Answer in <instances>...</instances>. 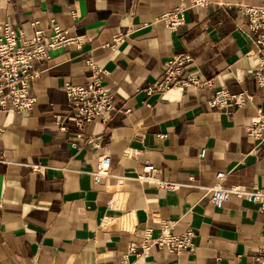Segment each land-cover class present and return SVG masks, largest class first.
I'll return each mask as SVG.
<instances>
[{
    "label": "crops",
    "instance_id": "1",
    "mask_svg": "<svg viewBox=\"0 0 264 264\" xmlns=\"http://www.w3.org/2000/svg\"><path fill=\"white\" fill-rule=\"evenodd\" d=\"M214 2L185 10L171 30L157 20L190 0H0V27L30 36L37 22L48 34L53 21L83 37L79 50L36 64L30 113L0 111V264H253L264 250V211L234 196L217 209L207 190L222 173L223 188L264 192V140L247 131L264 111V87L255 35L237 7L259 0ZM179 55L191 59L181 79L211 87L148 95ZM89 60L104 72L114 111L77 138L63 85L86 84ZM221 89L242 95L243 106L210 108ZM146 165L182 187L139 182ZM162 227L174 237L192 231L193 251L138 256L145 234L156 238Z\"/></svg>",
    "mask_w": 264,
    "mask_h": 264
},
{
    "label": "built area",
    "instance_id": "2",
    "mask_svg": "<svg viewBox=\"0 0 264 264\" xmlns=\"http://www.w3.org/2000/svg\"><path fill=\"white\" fill-rule=\"evenodd\" d=\"M210 5H218L214 0H190L189 6L178 8L161 16L157 21L164 23L165 27L171 30L184 24L183 13L187 9H203ZM244 18L248 29L255 35V44L259 63L255 70L258 84L264 87V0H259L256 5L243 4L237 6ZM32 34L28 36L21 28L10 24L0 27V111H13L19 114L30 113L37 101L31 93V83L40 75L36 64L49 58L51 51H56L66 47L80 49L83 37L71 35V33L51 21L49 33L39 27L37 22L30 24ZM191 59L188 55L174 57L166 64L162 78L147 89V94L154 92L165 93L173 88L184 89L190 86H207L211 83L200 82L192 77L182 80L180 75L185 70ZM91 76L84 85H75L65 82L63 90L70 106V113L67 121L80 133L83 128L96 120L107 122V115L114 111V97L104 90L102 80L104 72L98 68L91 60L86 62ZM249 99V97H247ZM232 104L241 107L244 104L242 95H231L225 89L216 91L209 103L210 108L225 110ZM248 134L256 141L264 140V111L257 110L256 117L251 126L247 129ZM4 128L0 126V137ZM204 150L201 151V156ZM105 177V174H98ZM216 183L207 190L210 195L211 204L217 208H223L231 196L246 202L257 204L259 209L264 211V192L253 188L227 189L223 188L222 182L224 174L218 173L215 176ZM139 182L156 186L163 191L175 192L182 185L178 183L158 180L154 175L151 166L143 168V174L136 178ZM167 227H162L160 234L152 238L147 232L143 243L139 245L138 256L148 257L153 248L165 249L170 253L181 254L184 251L192 252L194 237L192 231H188L180 237L171 236ZM136 246L130 245L129 253H134ZM253 264H264V250L259 251L251 259Z\"/></svg>",
    "mask_w": 264,
    "mask_h": 264
}]
</instances>
